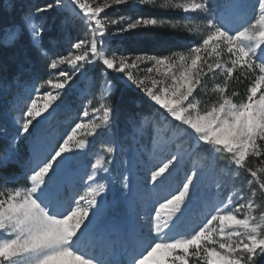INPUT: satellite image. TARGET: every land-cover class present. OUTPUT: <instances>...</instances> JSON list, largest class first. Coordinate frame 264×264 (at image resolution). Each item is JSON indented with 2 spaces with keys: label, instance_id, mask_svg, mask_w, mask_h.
Returning <instances> with one entry per match:
<instances>
[{
  "label": "snow or ice",
  "instance_id": "6c2138e0",
  "mask_svg": "<svg viewBox=\"0 0 264 264\" xmlns=\"http://www.w3.org/2000/svg\"><path fill=\"white\" fill-rule=\"evenodd\" d=\"M121 6L137 14L108 16ZM157 27L195 41L112 46ZM93 69L70 130L34 134ZM13 88L0 172L23 175H0V264H264V0H26L0 30Z\"/></svg>",
  "mask_w": 264,
  "mask_h": 264
},
{
  "label": "rangeland",
  "instance_id": "374dc122",
  "mask_svg": "<svg viewBox=\"0 0 264 264\" xmlns=\"http://www.w3.org/2000/svg\"><path fill=\"white\" fill-rule=\"evenodd\" d=\"M4 4L6 6H9V0H4ZM124 8L125 7L121 6L120 8L109 10L108 16L114 18L120 14L131 15L128 13H124L123 12ZM146 12H148V10H146ZM149 14L155 15L157 13L148 12L145 15H149ZM165 18L182 21V14L178 12L168 13V14H165ZM9 25H12V24H9ZM4 27L5 26L1 27L0 30H2ZM147 30L163 31L166 35L165 38H167L168 43L165 45H160L157 42L152 43L147 38V35H146ZM138 31L139 32L136 31L137 34L136 32L132 33L131 35L126 34L124 38H127V37L133 38V45H131V48L134 51H145L144 46L147 44V48L149 51H145V52H148L149 54H167L169 51H172V50H181L185 48L187 45H189L191 42L195 41L194 34H188L182 29L157 27V28L141 29ZM80 32L81 34L83 33L82 28L80 29ZM111 43L114 48L119 46L127 52L128 47H126L123 44L121 38H118V37L114 38ZM93 79L94 78L92 77L91 73H89L86 78L81 77L80 81H78L77 84L73 86V93H70V95H72V99L66 98L65 103L62 104L59 108H57L56 112H54L52 116L48 117L46 120H41L40 124H38L36 128L33 130L34 134L35 133H40V134L50 133L52 135L58 136V135L65 133L67 130H70L69 125L75 121V119L78 117L79 112L82 110L81 100L79 98L80 92L85 89H88L90 87V82ZM40 80H41L40 78H36L34 80H30L29 83L30 85L38 84L40 83ZM91 90L98 96L99 94L98 88H92ZM19 91L20 89L13 88V89L8 90V92L6 93V98H7L6 100H8V109H7V121L8 122H3V123L0 122V127H5L9 125L10 130H11L10 133H13L15 131L13 124H12V117L19 115L20 110L24 106V103H25V99L22 96L20 98L19 103L16 104L15 107L11 106L10 102L13 100V97ZM25 95H27V93H25ZM44 115L47 116V113H45ZM21 147L23 149V145ZM21 163H23V161ZM12 167H15V168H13L12 171L9 172L8 174L15 173L18 177H22L23 175L22 167L19 165L12 166ZM183 175H184V171L183 169H181L174 178L175 183H179V181L183 178ZM19 182L22 184L23 179L21 178Z\"/></svg>",
  "mask_w": 264,
  "mask_h": 264
},
{
  "label": "trees",
  "instance_id": "16d2710c",
  "mask_svg": "<svg viewBox=\"0 0 264 264\" xmlns=\"http://www.w3.org/2000/svg\"><path fill=\"white\" fill-rule=\"evenodd\" d=\"M26 2V0H16L17 3V7L13 10L11 9L10 5L6 6L4 4V7L8 8V11H3L0 10V28L9 24H14V23H18L20 20V14H21V4ZM124 13H128L131 15L137 14L136 10L132 9L131 7H125L123 10ZM151 12V11H148ZM148 12L145 11H141L139 14H147ZM83 29V28H82ZM139 32V31H137ZM136 32V34H137ZM147 34V38L153 43V42H157L160 45H165L167 44L168 40L165 35V33L161 30L158 31H153V30H147L146 32ZM123 44L128 47L127 51H133L131 48V45H133V38L132 37H127V38H123L122 39ZM151 43V44H152ZM150 44V45H151ZM145 51H149L147 48V44L144 46ZM98 72L99 69H93L90 73L92 75L93 78L95 79H99L98 76ZM42 79V78H40ZM135 92L134 90H128L126 89L125 86L117 83L116 86V92L114 93V99H120V98H126L129 95V92ZM6 94H0V122H8L7 121V115H5V113H7V109H8V100H6ZM146 105H148L150 107V104H148V102L142 98L140 96L139 93L135 94V98H134V103L131 105L133 108H135L136 110H139L140 108H144ZM9 133H10V127L9 125L6 126ZM2 143L0 142V150L2 148ZM15 167H10L6 172H0V175L3 174H8L9 172L12 171V169Z\"/></svg>",
  "mask_w": 264,
  "mask_h": 264
}]
</instances>
